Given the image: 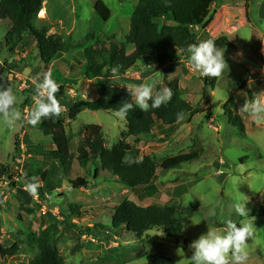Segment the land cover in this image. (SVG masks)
I'll list each match as a JSON object with an SVG mask.
<instances>
[{"label":"rangeland","instance_id":"1","mask_svg":"<svg viewBox=\"0 0 264 264\" xmlns=\"http://www.w3.org/2000/svg\"><path fill=\"white\" fill-rule=\"evenodd\" d=\"M98 0H46L34 20L35 26L47 36L67 40L71 46L48 65H44L35 51V43L20 41L15 47L5 42L10 30L9 21H0V84L11 86L16 96V108L22 120L8 125L0 118V246L18 244L16 256L0 254V264H22L37 254L33 236L41 229L61 223L69 214L70 205H78L87 214L83 220L72 222L96 225L103 236L82 234L75 228L63 225L61 232L53 235L55 244L66 264H147L138 257L141 250L171 257L175 264H191L190 243L209 230L224 227L231 219L248 224L252 237L246 244L248 264H264V215H258L264 206V120L254 122L243 106L254 102L256 94L264 92V0H217L212 5V23L207 29H197V42L227 36L238 47L225 48L228 63L210 89V102L203 98V76L191 68L186 48L179 51V60L165 66L154 63L138 67L117 78L127 88L155 79L153 90L168 88L179 81L183 97L201 112L190 121L180 124L170 137L161 125L151 138H136L126 134L124 116L103 110L93 111L77 104L80 100H95L100 93L98 80H86L83 75L84 49L96 42L112 40L124 42L133 11L139 0H103L111 9V17L103 21L95 9ZM133 47L128 46V52ZM50 73L57 83L56 98L65 112L66 132L73 137L71 152L77 154L84 138V127L99 124L103 127L105 145L111 149L120 141L132 145L134 154L150 156L157 161L188 151L201 150L199 160L186 163L179 169L158 172L156 192L135 194L133 188L119 182L117 176L96 170L100 159L82 165L74 158L72 167L60 183L59 169L52 159L41 152L55 148L52 136H47L36 125L28 123L34 100L35 84ZM245 87L239 90L240 84ZM63 87L66 95H59ZM128 89V88H127ZM233 94L238 112L245 122L242 132L229 121L224 105ZM264 95V93H261ZM75 101H71V99ZM234 110V108H232ZM76 118H69V113ZM166 128V127H165ZM9 165L11 178L5 176ZM38 170V177L48 171L44 185L52 193L45 198L26 190L23 180ZM83 178L90 186L75 188L71 181ZM126 199L142 206L152 204L174 205L177 216L184 219V230L177 238H169L162 230L154 229L137 238L123 227L112 225L113 206ZM246 202L249 215L238 216L236 202ZM191 208V209H189ZM193 210L192 214L190 211ZM181 250V255L179 250Z\"/></svg>","mask_w":264,"mask_h":264},{"label":"trees","instance_id":"2","mask_svg":"<svg viewBox=\"0 0 264 264\" xmlns=\"http://www.w3.org/2000/svg\"><path fill=\"white\" fill-rule=\"evenodd\" d=\"M46 0H0V21H9L10 30L5 38L7 44L15 47L20 41L26 45L35 43L32 51H35L44 65H48L61 53L70 49V42L63 41L59 37L47 36L38 29L34 20L43 9ZM217 0H139L131 17V23L124 42L112 40L110 42H96L84 49L85 64L83 75L86 80H98L100 93L95 100H80L77 104L83 105L93 111H107L119 113V109L125 101L132 102L127 88L122 87L117 78L129 71L136 69L138 63L151 65L152 63L162 67L179 60V51L187 42H197V29H207L212 23L211 8ZM250 1V0H248ZM95 9L103 21L111 17V9L103 1L95 3ZM197 28V29H196ZM216 46L225 48L237 47L227 36L213 39ZM133 47L128 52V46ZM218 77L203 76V98L205 103L210 102V89L214 90ZM245 82L240 84L239 90L245 87ZM61 86L59 95H66ZM171 97L158 108H149L147 112L134 107L129 110L124 119L127 125L126 134L136 138L153 137L154 129L161 125L166 130V136L170 137L175 129L185 122L190 121L201 112L183 97L182 88L178 80L168 86ZM158 92L154 91L153 95ZM75 101L73 98H69ZM151 103V102H149ZM235 98L230 95L224 108L229 113V121L240 131L245 130L243 117L236 112ZM234 108V110L232 109ZM120 114V113H119ZM69 118L75 119L76 113L70 112ZM166 127V128H165ZM40 128L47 136H52L55 148L41 152L52 159V165L59 170L60 183L63 177L69 173L76 156L78 161L86 166L95 157L100 159L101 166L96 170H103L117 176L119 182L133 188L135 194L140 195L147 191L152 194L157 190L155 179L158 172H169L181 168L186 163L199 160L201 150L191 147L188 151H182L176 155L165 157L157 161L150 156L138 157L134 154L132 145L127 141H120L111 149L105 145L103 127L99 124H89L84 127V138L80 141L77 154L71 152L73 137L66 132L65 112L62 110L57 117L42 118ZM3 163L0 160V172ZM35 169L23 180L26 186L29 183L37 184L36 194L45 198L52 190H46L41 185L47 181L49 173L46 171L38 177ZM10 166L5 167V176L11 177ZM75 188L90 186L83 178L71 181ZM112 225L114 228L123 227L133 232L137 238H142L148 232L158 229L164 231L169 238H177L184 230V219L177 216V208L174 205L152 204L142 206L133 200L126 199L113 206ZM191 209V208H189ZM192 214L193 210L190 211ZM264 215V206L258 212ZM87 214L85 209L78 205L69 206V214L64 216L61 223H54L41 229L38 235L33 236L34 244L38 252L32 260L22 264H66L58 247L51 242L53 235L61 232L63 225L75 228L82 234L100 237L105 232H96L94 226L77 224L71 219L83 220ZM74 221V220H73ZM20 251L18 244L0 246V254L3 256H16ZM138 257H145L147 264H175L168 256L159 253H148L141 250Z\"/></svg>","mask_w":264,"mask_h":264},{"label":"clouds","instance_id":"3","mask_svg":"<svg viewBox=\"0 0 264 264\" xmlns=\"http://www.w3.org/2000/svg\"><path fill=\"white\" fill-rule=\"evenodd\" d=\"M185 51L192 70L201 76L219 77L224 68L228 66L225 51H221L213 39L190 44ZM156 83L155 79H151L134 87L128 86L129 96L133 99L132 102L125 101L119 113L126 115L134 107L144 112H147L150 107H160L171 97V91L168 88H162L156 95H153ZM35 88L37 98L34 100V106L28 119V123L32 125H36L42 118L57 117L62 112V105L55 95L58 90L57 83L50 73H44L43 79L35 84ZM261 93L264 92L256 94L254 102L250 105L247 102L242 108L254 118L257 124L264 120V95ZM16 103L12 87L0 84V118L8 125H14L22 120ZM36 189L35 182L26 185V190L30 193H35ZM234 211L240 217L249 215L244 201L236 202ZM252 235V229L248 224L237 223L231 219L226 220L224 227L220 230L209 226L206 233L201 234L189 245L192 252L191 264H248L249 253L246 250V244ZM181 250H179L180 255Z\"/></svg>","mask_w":264,"mask_h":264},{"label":"crops","instance_id":"4","mask_svg":"<svg viewBox=\"0 0 264 264\" xmlns=\"http://www.w3.org/2000/svg\"><path fill=\"white\" fill-rule=\"evenodd\" d=\"M248 1V0H247ZM252 0H250V2H251ZM238 47V46H237ZM75 220V219H74ZM75 221H77V220H75Z\"/></svg>","mask_w":264,"mask_h":264}]
</instances>
